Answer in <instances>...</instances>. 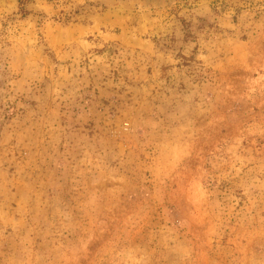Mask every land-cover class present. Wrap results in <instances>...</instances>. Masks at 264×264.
Wrapping results in <instances>:
<instances>
[{
	"label": "rangeland",
	"instance_id": "1",
	"mask_svg": "<svg viewBox=\"0 0 264 264\" xmlns=\"http://www.w3.org/2000/svg\"><path fill=\"white\" fill-rule=\"evenodd\" d=\"M0 264H264V0H0Z\"/></svg>",
	"mask_w": 264,
	"mask_h": 264
}]
</instances>
